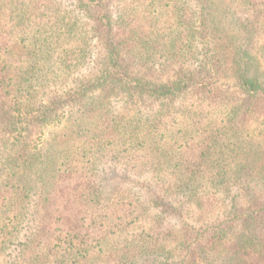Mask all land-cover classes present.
Wrapping results in <instances>:
<instances>
[{
    "label": "trees",
    "instance_id": "1",
    "mask_svg": "<svg viewBox=\"0 0 264 264\" xmlns=\"http://www.w3.org/2000/svg\"><path fill=\"white\" fill-rule=\"evenodd\" d=\"M75 1L88 21L62 19V34L96 40L101 59L62 103L35 115L14 87L49 38L35 19H20L16 35L0 26V111L10 114L0 149V252L27 224L18 254L29 264L45 259L28 228L45 210L46 233L62 237V264H264V163L224 165L223 144L237 148L220 138L240 134L246 117L264 118V0ZM57 125L68 148H48L36 167L31 152L41 151L30 132ZM138 172L146 180L133 183Z\"/></svg>",
    "mask_w": 264,
    "mask_h": 264
},
{
    "label": "rangeland",
    "instance_id": "2",
    "mask_svg": "<svg viewBox=\"0 0 264 264\" xmlns=\"http://www.w3.org/2000/svg\"><path fill=\"white\" fill-rule=\"evenodd\" d=\"M3 15L1 16L0 26L3 27V32L7 30H15L19 25L20 19L23 22L26 20H33L40 22L41 30L37 32L41 38H49V42L39 47L42 50L38 53L36 62L32 70L28 73H23L24 68L29 64L21 65L18 70V80L16 83L15 92H17V98L21 103V106L25 111L30 110L32 114H36L40 111V107L44 105H51L54 101H59L67 97V94L72 90L76 82L80 79H86L94 71L95 64L101 59V51L97 46L96 40L90 38L86 43H83L81 39L76 37L74 40L67 38L65 34H62V19H66L69 24L72 23H87L88 19L86 14L80 8L79 4L75 0H4ZM11 14L14 16V20L11 19ZM21 23V24H22ZM87 28V26H85ZM21 33V32H20ZM17 31L13 32L16 35ZM78 36V35H76ZM90 36V35H89ZM8 39V34L7 36ZM52 38V39H51ZM17 39L11 38L10 43L13 44ZM51 40V41H50ZM31 51L34 47L29 48ZM25 52V50L22 49ZM66 66H69L71 70H68ZM30 92V93H29ZM10 118V114L0 111V149L3 148L5 143L3 142L8 135H5V130ZM264 122V118L260 117H246L239 122L241 124L240 134L227 136H221L222 143L225 142L226 137H232V140L236 142L237 151L233 152L232 145L223 144L224 149V165L228 164H246L247 162H261L264 163V126L261 123ZM62 126L57 125L56 128L50 127L43 130V134L40 131L34 129L31 130L30 140L33 141L32 145L38 144V149L41 153L33 150L34 163L38 167L39 163H42L44 159L48 158V148H63L66 150L68 144L63 138V134L60 133ZM42 134V135H41ZM235 136V138L233 137ZM60 140V141H59ZM208 138L205 142L197 146L196 151H200L205 148ZM184 141L180 140L175 144L178 154L181 155L186 149ZM60 156V155H59ZM187 157H195V150L186 153ZM228 156V158H225ZM65 153H62V162L67 161ZM211 158L210 160H213ZM217 160L220 162L219 158ZM60 161V160H58ZM254 164V163H253ZM64 168V166L62 165ZM108 167H111L109 165ZM118 169V168H117ZM32 173H36L34 170ZM140 176V177H139ZM131 177V175L129 176ZM65 177H62V182ZM134 182H143L145 176L137 173L132 175L131 178ZM63 184V183H62ZM144 187L141 189L143 190ZM231 194H237L238 202L241 205H245L247 202L246 194L244 190H238L235 188ZM141 197V196H140ZM19 208L11 207V210ZM30 216L35 214L36 207H31ZM45 210L38 213L36 221L30 220L28 223L29 235L33 233V236H39V242L41 246L38 248L41 254H47V257L41 262L36 264H62V258L64 250L62 249V237L54 239L52 235L46 233L47 229L42 225V217H46ZM196 211H199L196 209ZM49 217V216H48ZM47 217V218H48ZM132 225V224H129ZM27 224L20 227V231L17 234V239L10 247H6L3 253L0 252V264H29L24 260L22 255L18 254V248L21 241L24 242V234L27 230ZM129 231L135 233L130 227ZM237 231H241V228H237ZM85 242L91 255H94L97 250L96 240L90 238L91 234L84 232ZM102 234V233H101ZM109 246L114 244L111 238L114 237L113 233L109 234ZM116 238V237H115ZM47 251V252H46ZM79 264H83L80 260Z\"/></svg>",
    "mask_w": 264,
    "mask_h": 264
}]
</instances>
